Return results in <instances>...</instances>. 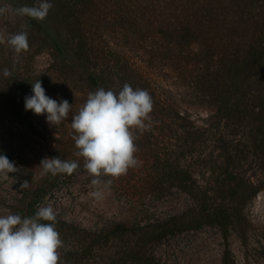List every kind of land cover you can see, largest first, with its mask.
<instances>
[{
    "label": "trees",
    "instance_id": "16d2710c",
    "mask_svg": "<svg viewBox=\"0 0 264 264\" xmlns=\"http://www.w3.org/2000/svg\"><path fill=\"white\" fill-rule=\"evenodd\" d=\"M117 1V20L119 18L124 33L125 46L142 51L145 41L156 35L174 50L171 57L167 56V48L156 54L149 52L146 60L154 69H161L154 64L161 53L165 60L175 65L196 62L210 71L216 68L210 73V80H203L201 87L196 86V94L216 108L214 123L217 124L210 131L199 127L173 104L163 102L152 75L135 66L128 52L102 46L106 66L98 69L84 28L85 17L97 8L95 0H51L53 7L43 21L21 16L29 30L40 36L53 51L57 65L79 73L91 92L104 88L118 93L125 83L133 89L149 92L153 108L150 119L145 122L154 124L161 132L169 131L172 142L162 153L151 148L153 144L147 145L155 142L153 138L143 143L142 137H135L136 153L144 159L146 170L150 172L144 182L146 189L162 195L176 188L193 202L191 208L178 215L144 225L119 222L100 231L56 217L55 227L64 245L59 252L60 264H164L152 253L156 244L177 233L206 226L221 231L227 245L223 264H234L228 245L231 232L245 237V205L262 190L247 176L244 163L249 151L257 156L264 155V90L253 105L248 104L247 99L250 92L264 83V15L259 12L264 0H247L239 10L240 16L230 23L221 18L214 3H209L203 13L197 11V15H203L204 27H200L201 22L181 24L164 19L163 11L148 16L147 8L140 6L134 15L129 7L131 0ZM23 5L17 3L15 8ZM195 43L201 47L200 51L186 52ZM25 87V83H19L11 88L7 111L19 123L34 130L32 122L20 109ZM239 136L249 142L244 150L241 140L231 139ZM212 139H215L214 144L223 145L218 148L217 158L214 155L206 158ZM205 168L210 174L208 178L205 175L204 184H201L197 174H202ZM59 179L53 176L30 180L28 197L18 206L16 214L34 215L38 204Z\"/></svg>",
    "mask_w": 264,
    "mask_h": 264
},
{
    "label": "rangeland",
    "instance_id": "374dc122",
    "mask_svg": "<svg viewBox=\"0 0 264 264\" xmlns=\"http://www.w3.org/2000/svg\"><path fill=\"white\" fill-rule=\"evenodd\" d=\"M95 1L97 8L92 15L88 14L85 17L84 28L93 54L92 59L97 62L98 69L106 66L102 46H111L120 52H128L130 61L135 66L152 75L154 86L163 102L173 104L182 115H188L199 127L209 131L213 125L216 127L217 123H214L216 108L196 94V86L201 87L200 83L203 80H210V73L216 71V68L210 71L204 64L196 62L175 65L172 61L165 60L161 53L159 63L157 61L154 63L155 66H161V69H154L155 67L149 65L146 60L149 52L156 54L167 48V56L171 57L174 50H171L169 43L153 35L145 41L142 51L125 46L124 33L120 29L119 18L117 20L118 1ZM245 2L247 0H131L129 7L134 15H137L140 6L147 8L148 16L158 15L163 11L164 19L175 20L181 24L195 22L199 24L204 20L202 15L204 8L209 3H214V9L220 13L221 18L230 23L240 16L239 10L243 8ZM17 3L31 6L35 0H0V8L8 9L0 14V153L6 155L17 169L8 177H0V214L8 212L16 214L18 206L28 197L30 180L39 181L44 177H53L51 173L45 174L39 165L45 158L55 157L75 160L79 167L70 175H55L60 178L59 181L47 192L38 208L50 205L56 217L68 223L100 231L119 222L144 225L157 219L181 214L191 208L192 199L176 188H170L162 195L146 189L144 182L150 172L146 170L144 159L138 157L137 153L134 155L139 161L138 166L130 168L126 174L119 177H94L88 173L84 167V158L76 156L77 148L73 140L71 117L86 102L91 90L79 73L61 69L60 65H57L50 47L40 36L29 30L28 24L21 16L12 11ZM198 10L202 13L197 15ZM259 12L264 15V7ZM200 27H204L203 22L200 23ZM22 31L28 35L29 47L18 55L12 51L7 40L11 35ZM200 49L201 47L195 43L186 52L193 54ZM5 68L11 72L8 77L3 76ZM38 79L42 82L47 96L57 100L66 99L72 105L68 118L59 126L49 124L44 115H36L25 110L24 98L32 94V83ZM19 83H25L26 86L23 89V105L20 109L32 122L34 130L19 123L7 111L10 90ZM263 90L264 83L250 92L247 96L248 104L253 105ZM145 125L144 129H134V136L142 137L145 140H141L143 143L153 138L155 142H148L147 145L153 144L151 148L164 153L172 142L169 131L161 132V129L152 123L145 122ZM231 139L241 140L243 150L244 145L249 143L240 136ZM214 140L208 144L206 158L219 156L218 148L223 143L217 145L213 143ZM247 156L244 163L246 174L262 190L245 205L243 211L246 218L245 237L233 231L228 245L234 264H264V155L257 156L249 151ZM202 172L197 174V178L204 184L203 179L205 175L208 178L210 171L205 168ZM93 179H99L101 183L93 185ZM109 180L111 184L106 187ZM25 181L28 182V186L21 188ZM96 190L103 192L101 199L92 195ZM226 246L221 231L206 226L200 230L185 231L165 238L152 248V253L164 264H223ZM63 247L64 245L59 252Z\"/></svg>",
    "mask_w": 264,
    "mask_h": 264
},
{
    "label": "clouds",
    "instance_id": "9594fccd",
    "mask_svg": "<svg viewBox=\"0 0 264 264\" xmlns=\"http://www.w3.org/2000/svg\"><path fill=\"white\" fill-rule=\"evenodd\" d=\"M53 4L51 0H35L31 6L23 5L12 11L16 15L43 21ZM8 9L0 8V14ZM16 54H21L29 47L26 32H18L7 40ZM11 72L5 68L3 76ZM71 106L68 100L50 98L46 95L42 82L38 79L32 83V94L24 98L26 111L44 115L46 121L55 126L61 125L69 116ZM153 101L145 89L125 83L117 93L99 88L88 94L86 102L71 117L73 140L77 148L76 156L84 158V167L94 177H119L130 168L138 166L134 155V129H144L145 121L150 119ZM45 174H72L79 167L75 160L45 158L39 165ZM17 169L8 157L0 153V177H8ZM93 179L92 184H100ZM111 184L107 181L106 187ZM25 181L21 188L27 187ZM97 199L103 192L92 193ZM56 213L48 206L39 207L34 215L22 217L8 212L0 214V264H60L59 249L63 246L59 232L56 230Z\"/></svg>",
    "mask_w": 264,
    "mask_h": 264
}]
</instances>
